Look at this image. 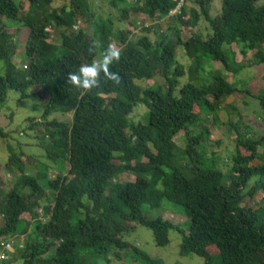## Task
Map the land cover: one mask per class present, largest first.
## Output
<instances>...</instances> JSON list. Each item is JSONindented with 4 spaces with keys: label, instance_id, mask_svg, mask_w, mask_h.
Segmentation results:
<instances>
[{
    "label": "trees",
    "instance_id": "16d2710c",
    "mask_svg": "<svg viewBox=\"0 0 264 264\" xmlns=\"http://www.w3.org/2000/svg\"><path fill=\"white\" fill-rule=\"evenodd\" d=\"M91 1L69 0L53 9L54 0H0V61H5L0 108L8 91L27 98L29 87L43 89L48 101L43 131L36 139L49 162L63 159L68 165L67 173L55 179L49 178L46 164L30 176L19 156L25 153L17 155L7 147L5 168L14 173V181L8 192L0 194V253L12 243L22 264H96L112 249H129L122 237L137 224L152 232L157 247L168 245L170 231L178 233L180 254H194L204 264H264V162L255 164L264 148V90L255 96L263 134L252 140L233 126L237 138L231 169L225 174L216 169L214 160L206 163L209 132L201 129L200 117L214 115L223 97L237 93L219 72L206 68L211 62L220 63L226 74L264 64V0H219L214 17L213 0H187L192 3L189 16L184 8L172 19L169 33L156 42L148 33L130 40V30L115 32L109 18L91 21ZM125 1L108 3L116 9ZM133 1L121 10V19L133 13L162 20L175 5L173 0ZM24 2L28 8L22 13ZM77 19L88 22L92 32L83 27L73 31ZM202 19L210 31L206 38L192 30ZM6 22L28 30L27 63L22 69L12 63L18 42ZM180 27L189 29L186 39ZM59 29L61 42L49 43L52 31ZM97 39L104 48L117 42L122 49L120 61L112 65L122 79L118 86L102 80L100 87L84 94L66 79L82 64L99 58L101 49L96 55L87 52ZM232 45L243 58L253 53L250 65L237 64L234 53L223 49ZM178 48L190 61L187 69L176 59ZM207 73H212L211 83L194 85ZM157 77L165 86L137 83ZM138 105L145 114L135 122L131 116ZM53 113L67 115L69 121L48 120ZM28 125L30 130L36 128V122ZM178 134L186 138L183 149L175 143ZM0 136L8 134L0 129ZM125 174L134 180L120 181ZM252 180L254 186L245 194ZM258 192L262 199L256 209L244 204L246 197L251 200ZM163 201L182 210L186 230L162 217L144 215V206L159 209ZM137 253L144 264H161Z\"/></svg>",
    "mask_w": 264,
    "mask_h": 264
},
{
    "label": "rangeland",
    "instance_id": "374dc122",
    "mask_svg": "<svg viewBox=\"0 0 264 264\" xmlns=\"http://www.w3.org/2000/svg\"><path fill=\"white\" fill-rule=\"evenodd\" d=\"M69 0H54L52 5L53 9H59L68 4ZM133 0H126L124 5L112 9L109 6L108 0H93L90 2V15L91 21L96 22L99 19H111L114 24V31L120 29L130 30V40L136 41L139 35H145L148 33L152 41H158L163 33L168 32L169 25H172L171 19L151 20L143 14L129 13L126 20L121 19V10L133 5ZM28 8L27 2L23 4L22 13L26 12ZM192 8V3L186 2L185 9L187 16L188 12ZM220 2L219 0H213L210 13L214 17L219 13ZM186 16V18H187ZM124 20V21H123ZM82 29L92 32L91 25L84 19ZM10 33H15L18 42V49L15 57L12 59V63L19 69H22L26 65L27 60L24 55L25 43L28 37V30L17 22H6ZM151 27L149 32L144 29L139 30L146 26ZM182 36L186 39L190 35L189 29L180 27ZM193 32L206 38L209 34V27L203 19L199 22L197 27L192 29ZM62 29L52 31L48 40L51 44H59L61 42ZM169 33V32H168ZM167 33V35H168ZM113 45L119 47L117 42H113ZM224 50L229 49L234 53V60L237 64L244 67L251 64L253 61L252 54H248L245 58L239 54L235 45L231 47L224 46ZM176 59L180 64L184 65L187 69L189 66V59L184 54L182 48L176 49ZM230 56V62L233 57ZM212 67H211V66ZM208 70L221 74L225 79L233 85L237 93L223 97L217 104V109L214 115L205 116L201 114V129H206L209 132L207 140L205 142L206 148V163L211 165L212 160L216 162V169L225 174L231 169V158L234 154V146L237 138L236 127L241 134H248L252 140H257L263 134V125L261 122L262 111L260 109L259 101L255 96H258L264 90V64L255 65L252 67H246L237 74H226L223 66L218 62H211ZM212 68V69H211ZM211 73V74H212ZM5 74V61H0V76ZM210 73H207L201 77L194 85H201L202 83H211ZM180 84H183L185 79L180 80ZM141 87L145 86H165L164 81L157 77L151 81H139L137 82ZM27 98H21L20 93L15 91H8L6 101L0 108V129L8 137L2 138L0 136V194L3 195L9 191L14 181V173L11 170H6L5 163L9 157L8 146H12L13 152L17 155L21 152L25 153L20 156V160L30 176H36L44 169L42 165L46 164L49 167L48 175L50 179H55L61 175L67 173L68 165L59 159L55 162H49L46 158L44 150L38 145L36 136H39L42 130L41 121H43V115L48 101V94L38 86H31L26 91ZM249 93L250 95H247ZM196 111L197 108H196ZM145 109L143 106L138 105L135 108V112L132 114V118L135 122L142 121ZM56 119L58 121L68 122L67 115L61 113H53L48 120ZM29 122H36V128L30 130L28 128ZM43 131V130H42ZM176 145L183 149L186 145V138L183 134H178L175 137ZM215 156V157H213ZM264 162V148L259 150L258 159L255 161L256 165H260ZM134 177L129 174H125L120 177V181H133ZM254 181L249 182L245 189V194H248L251 187L254 186ZM28 191H25L27 193ZM262 199L260 192L256 193L250 200L246 197L244 200L245 205L251 204L253 209L259 206ZM46 203L43 200L42 206ZM41 211H39L40 213ZM144 215L149 219H155L162 217L164 220L173 223L186 230L188 226V220L184 216L182 210L168 202L163 201L159 209H153L148 206L143 207ZM23 218L30 220L28 215H24ZM2 220L0 219V225ZM169 243L165 247H157L154 241L152 232L140 225L134 224V228L128 234L122 237V240L129 244V249L120 251L112 249L104 258H99L96 264H144L137 252L147 255L149 258L160 262L161 264H204V260L194 254L181 255L180 246L182 243V236L174 231L168 233ZM19 248L23 245L18 244ZM10 256L6 260L8 264H22L20 254L14 247H10ZM120 259H117V256Z\"/></svg>",
    "mask_w": 264,
    "mask_h": 264
},
{
    "label": "clouds",
    "instance_id": "9594fccd",
    "mask_svg": "<svg viewBox=\"0 0 264 264\" xmlns=\"http://www.w3.org/2000/svg\"><path fill=\"white\" fill-rule=\"evenodd\" d=\"M173 2L175 3L174 7L169 10L164 19L172 20L173 18L180 16V12L185 8L187 0H184L179 12L175 11L178 1L173 0ZM82 24L83 23L81 19H77L76 23L72 26V30L76 31L78 28L82 27ZM151 25L148 26L146 24L145 27L139 30L150 29ZM74 27H76V29H74ZM98 49H101L99 52V58L94 59L91 63L82 64L77 72H70L67 75L66 82L73 87L82 90L84 94H87L93 89L100 87L102 80L111 81L117 86L121 83L122 78L118 72L112 70V65L120 61L122 49L113 44H110L104 48L102 42L97 39L91 41V43L88 45L87 52L89 55H96Z\"/></svg>",
    "mask_w": 264,
    "mask_h": 264
},
{
    "label": "built area",
    "instance_id": "2783aa9c",
    "mask_svg": "<svg viewBox=\"0 0 264 264\" xmlns=\"http://www.w3.org/2000/svg\"><path fill=\"white\" fill-rule=\"evenodd\" d=\"M177 1H178V4H177V7H176L175 11L179 12L181 7H182V5H183V3H184V0H177ZM74 29H76V27H74ZM10 247L11 248L13 247L12 243H8V244H6L4 246V249H6L7 251L6 252L4 251V252L0 253V262L3 261V260H7L9 258L10 253H11Z\"/></svg>",
    "mask_w": 264,
    "mask_h": 264
}]
</instances>
